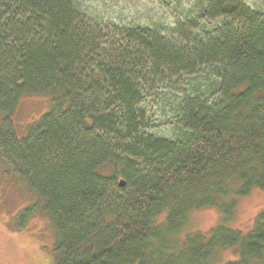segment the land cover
I'll list each match as a JSON object with an SVG mask.
<instances>
[{"label":"trees","instance_id":"obj_1","mask_svg":"<svg viewBox=\"0 0 264 264\" xmlns=\"http://www.w3.org/2000/svg\"><path fill=\"white\" fill-rule=\"evenodd\" d=\"M261 3L200 0L167 33L111 25L109 42L73 0H0V160L51 220L50 264H211L226 248L239 256L226 264L262 259L264 213L245 232L188 231L194 211L230 216L264 192ZM199 68L202 88L175 105L177 136L146 133L145 77ZM42 94L49 112L17 137L18 104Z\"/></svg>","mask_w":264,"mask_h":264},{"label":"rangeland","instance_id":"obj_2","mask_svg":"<svg viewBox=\"0 0 264 264\" xmlns=\"http://www.w3.org/2000/svg\"><path fill=\"white\" fill-rule=\"evenodd\" d=\"M199 1L73 0L81 13L97 22L98 29L109 37V42L118 38L116 33L109 30L111 25L125 28L151 27L167 33ZM243 1L253 9L261 8V0ZM215 24L210 22L206 28L210 29ZM197 72L190 76L163 80L145 77L147 84H143L145 90L140 107L145 111L150 125L146 133L164 138L177 136L179 125L174 112L175 105L180 98L193 95L195 90L202 88L203 71L199 68ZM210 79L209 74L204 83L207 84ZM50 105L47 94L21 100L12 117L15 135L19 138L26 136L36 122L49 112ZM8 166L9 163L0 160V264H50L55 243L51 220L45 214L37 195L16 172L7 169ZM103 171L106 172L98 170L104 175ZM260 213H264V192L252 190L236 200L230 216L216 208L194 211L189 215V230H186L205 234L217 225H223L245 232ZM238 257L233 248L215 250L211 264L234 262ZM252 264H264V255Z\"/></svg>","mask_w":264,"mask_h":264},{"label":"water","instance_id":"obj_3","mask_svg":"<svg viewBox=\"0 0 264 264\" xmlns=\"http://www.w3.org/2000/svg\"><path fill=\"white\" fill-rule=\"evenodd\" d=\"M118 183H119V186H122V181H121V180H119V182H118Z\"/></svg>","mask_w":264,"mask_h":264}]
</instances>
